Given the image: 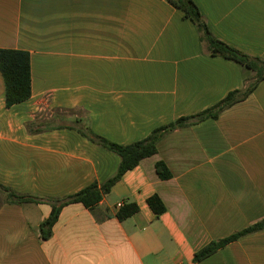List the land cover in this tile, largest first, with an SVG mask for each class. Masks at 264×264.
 Returning <instances> with one entry per match:
<instances>
[{"label":"crops","instance_id":"0c3cea01","mask_svg":"<svg viewBox=\"0 0 264 264\" xmlns=\"http://www.w3.org/2000/svg\"><path fill=\"white\" fill-rule=\"evenodd\" d=\"M218 39L264 60V0H194ZM0 48L29 51L32 95L7 107L0 71V264H264V229L195 261L264 219V79L217 119L167 132L95 210L65 205L43 239L49 197L112 177L129 144L244 89L254 71L209 53L169 0H0ZM172 172L160 178L156 164ZM158 194L157 215L148 198ZM140 210L120 221L118 203Z\"/></svg>","mask_w":264,"mask_h":264},{"label":"trees","instance_id":"16d2710c","mask_svg":"<svg viewBox=\"0 0 264 264\" xmlns=\"http://www.w3.org/2000/svg\"><path fill=\"white\" fill-rule=\"evenodd\" d=\"M169 1L181 9L186 17L190 18L196 24L200 32L201 40L206 43L210 54L219 55L247 66L254 71V78L250 80L244 89L231 91L225 98L212 107L198 114L183 116L168 124L161 125L155 128L146 138L133 143L120 144L91 131H82L93 142L119 155V167L116 173L104 182L94 181L78 192L64 197L46 198L52 205V211L50 216L40 225V233L43 239H49L53 235V228L65 205L82 203L88 209L94 211L104 196L111 192L114 185L121 180L127 171L134 169L143 159L153 156L158 152V143L167 132L193 125L209 118L217 119L225 109L246 99L256 89L259 82L264 79V60L261 58H252L214 36L194 0ZM0 71L4 78L6 105L8 108L26 101L31 97L32 65L29 51L0 48ZM156 169L162 179H168L172 176V172L164 161L157 162ZM0 191L7 192L10 200L15 203L38 201L36 197L19 194L3 184H0ZM148 203L157 215L166 211V205L158 194L150 196ZM139 210L140 208L137 203L133 201L126 202L118 210L116 216L120 221H124L132 217ZM261 229H264V219L229 237L212 241L196 253L195 261H200L232 241Z\"/></svg>","mask_w":264,"mask_h":264},{"label":"built area","instance_id":"2783aa9c","mask_svg":"<svg viewBox=\"0 0 264 264\" xmlns=\"http://www.w3.org/2000/svg\"><path fill=\"white\" fill-rule=\"evenodd\" d=\"M123 206V203H118V207L121 208Z\"/></svg>","mask_w":264,"mask_h":264}]
</instances>
